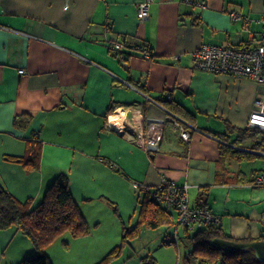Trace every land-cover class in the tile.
<instances>
[{
	"label": "crops",
	"instance_id": "1",
	"mask_svg": "<svg viewBox=\"0 0 264 264\" xmlns=\"http://www.w3.org/2000/svg\"><path fill=\"white\" fill-rule=\"evenodd\" d=\"M144 1L0 0V188L33 208L64 172L96 228L95 201L127 194L134 200L135 194L140 204L144 189L166 175L188 184L191 205L209 207L225 233L262 239L264 185L256 179L264 175V152L236 143L235 134L227 141L217 135L228 124L251 127L261 89L250 78L197 70L194 51L203 43L255 45L264 0H153L150 15L141 19ZM234 12L250 23L233 19ZM111 40L124 43L126 53L119 55ZM137 42L155 58L127 47ZM168 111L185 121L189 142L171 123L158 152L124 135L131 126L147 130ZM24 113L32 122L17 128L14 120ZM36 148L37 168L9 159ZM231 150L253 157L240 159ZM81 238L92 241L91 235ZM98 248L99 258L91 256L89 264L109 253L105 242ZM35 252L20 230L0 229V264Z\"/></svg>",
	"mask_w": 264,
	"mask_h": 264
},
{
	"label": "trees",
	"instance_id": "2",
	"mask_svg": "<svg viewBox=\"0 0 264 264\" xmlns=\"http://www.w3.org/2000/svg\"><path fill=\"white\" fill-rule=\"evenodd\" d=\"M135 44H128L127 47L133 49ZM143 48L145 45H142ZM155 58L153 50L148 48ZM119 55L125 54L126 51H118ZM172 112V111H171ZM33 116L30 113L19 115L14 120L17 128H28L32 122ZM225 133H218L224 141L228 140L229 134H235L236 143H251V148L255 151L264 152V130L258 127H236L231 124L227 125ZM225 150V146L222 147ZM236 157L251 158L252 155L239 154L238 151L231 150ZM39 153L37 148L29 156H11L12 161L23 163L26 168L34 169L38 167L36 160ZM239 182V180H236ZM152 188H145V193L140 198L139 218L137 224L133 227L124 225L123 241L120 245L114 247L105 258L97 264H110L118 258L126 244L141 236L144 229H158L162 226L175 225V216L173 209H170L150 196ZM204 189H208L205 187ZM201 206H205L201 204ZM115 211L118 207L115 205ZM18 229L27 236L33 243L35 254L25 258L16 264H53L51 257L47 253L50 244L69 232L73 237H82L89 235L91 227L80 209L78 202L70 189L69 176L62 172L46 190L42 201L33 208H30V202H22L14 197L5 188H0V229ZM186 229L181 235L192 245V249L186 253L183 264H264L259 260L253 250L248 251H226L212 243L216 237L234 239L237 241H253V239H235L225 233L221 225H205L198 227L189 233ZM174 232H167L172 235ZM264 239V235H262ZM173 242L164 238V243ZM146 264V262L144 263ZM150 264H154L151 262Z\"/></svg>",
	"mask_w": 264,
	"mask_h": 264
},
{
	"label": "built area",
	"instance_id": "3",
	"mask_svg": "<svg viewBox=\"0 0 264 264\" xmlns=\"http://www.w3.org/2000/svg\"><path fill=\"white\" fill-rule=\"evenodd\" d=\"M153 0H145L140 5L138 17L146 19L150 15V5ZM235 20L244 18L245 23H250L249 17H242L239 13H232ZM263 29L251 47L219 46L203 43L194 51L195 68L201 71H209L216 74H229L237 77L253 79L261 91L255 100L251 114V127L264 130V12L260 18ZM110 45L118 51H123L126 45L120 41H110ZM133 50H140L147 58L152 52L143 48L141 44H135ZM20 72H25L20 69ZM171 123L181 130L182 137L189 142L190 133L185 126V121L178 115L168 111L166 118L159 123H151L147 130L136 131L134 127L124 130V135L130 139H136L148 151L158 152L161 148L162 130L166 124ZM256 184L264 185V175H259ZM150 196L164 206L177 212L174 225L175 232L166 236L170 241L177 242L181 238L180 230H196L198 227L215 224L221 225V218L207 206L191 205L189 185L179 184L176 180L164 175L161 183L151 189Z\"/></svg>",
	"mask_w": 264,
	"mask_h": 264
},
{
	"label": "rangeland",
	"instance_id": "4",
	"mask_svg": "<svg viewBox=\"0 0 264 264\" xmlns=\"http://www.w3.org/2000/svg\"><path fill=\"white\" fill-rule=\"evenodd\" d=\"M133 195L134 200L127 194L120 200L104 196L102 200L95 201L93 206L95 217L100 218L101 223L96 228L91 227L89 235L92 241L88 244L81 236L72 238L73 236L66 232L65 239L59 237L50 244L53 245L50 249L52 261L55 264H89L91 256L97 255L99 258L98 247L101 243H106L109 252L114 246L120 245L124 235L123 226L135 225L139 218L140 204L135 194ZM115 205L118 207V212L115 211ZM169 229L175 232L173 226H162L156 230L144 229L141 236L133 240V246L130 244L124 246L120 256L112 261L113 264H143L142 260L146 264L151 262L183 264L185 255L192 249V245L183 238H178L177 242L163 243L167 236L166 230ZM180 233L183 236L184 231L180 230ZM131 254L136 255L130 256ZM104 258L105 256L100 257L97 263Z\"/></svg>",
	"mask_w": 264,
	"mask_h": 264
},
{
	"label": "water",
	"instance_id": "5",
	"mask_svg": "<svg viewBox=\"0 0 264 264\" xmlns=\"http://www.w3.org/2000/svg\"><path fill=\"white\" fill-rule=\"evenodd\" d=\"M212 243L226 251H248L253 250L256 257L264 262V239L253 241H237L234 239L216 237L212 239Z\"/></svg>",
	"mask_w": 264,
	"mask_h": 264
},
{
	"label": "bare ground",
	"instance_id": "6",
	"mask_svg": "<svg viewBox=\"0 0 264 264\" xmlns=\"http://www.w3.org/2000/svg\"><path fill=\"white\" fill-rule=\"evenodd\" d=\"M120 113H122V111H119V112L117 113V116H118ZM112 119H115V117H113Z\"/></svg>",
	"mask_w": 264,
	"mask_h": 264
}]
</instances>
